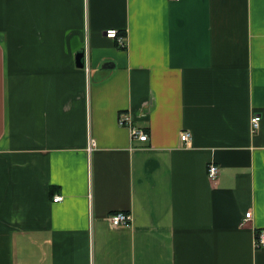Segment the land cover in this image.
Masks as SVG:
<instances>
[{
	"label": "crops",
	"instance_id": "0c3cea01",
	"mask_svg": "<svg viewBox=\"0 0 264 264\" xmlns=\"http://www.w3.org/2000/svg\"><path fill=\"white\" fill-rule=\"evenodd\" d=\"M256 230L264 0H0V264H264Z\"/></svg>",
	"mask_w": 264,
	"mask_h": 264
},
{
	"label": "built area",
	"instance_id": "2783aa9c",
	"mask_svg": "<svg viewBox=\"0 0 264 264\" xmlns=\"http://www.w3.org/2000/svg\"><path fill=\"white\" fill-rule=\"evenodd\" d=\"M106 37L114 40L120 47H126V36L119 33L118 30L109 29L105 31ZM251 126L253 131L255 132L258 129L259 124V116H253L251 118ZM117 123L119 126L127 128L130 131V136L132 140H138L141 142H145L148 139L147 133L142 129L138 128L134 125V120L130 113L121 112L118 114ZM180 140L184 143H187L191 140L190 132L184 131L180 134ZM95 147L94 141L90 140L88 151L90 152ZM219 172V167L210 163L207 166L206 174L210 180H215L217 178ZM62 196L56 195L53 197V202L57 203L62 201ZM110 223L113 227L118 226H130L131 224V215L130 213L125 212H116L110 215L109 217ZM249 219L245 218L242 222H248ZM254 245L256 248L264 247V230L258 232L254 238Z\"/></svg>",
	"mask_w": 264,
	"mask_h": 264
},
{
	"label": "water",
	"instance_id": "95a60500",
	"mask_svg": "<svg viewBox=\"0 0 264 264\" xmlns=\"http://www.w3.org/2000/svg\"><path fill=\"white\" fill-rule=\"evenodd\" d=\"M82 58H83V54L82 53H79L78 55H77V65L78 66H82Z\"/></svg>",
	"mask_w": 264,
	"mask_h": 264
},
{
	"label": "trees",
	"instance_id": "16d2710c",
	"mask_svg": "<svg viewBox=\"0 0 264 264\" xmlns=\"http://www.w3.org/2000/svg\"><path fill=\"white\" fill-rule=\"evenodd\" d=\"M146 133H147V130L146 129H143ZM148 135V134H147ZM261 230H256L255 232V235L258 234V232H260Z\"/></svg>",
	"mask_w": 264,
	"mask_h": 264
}]
</instances>
